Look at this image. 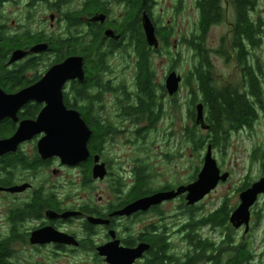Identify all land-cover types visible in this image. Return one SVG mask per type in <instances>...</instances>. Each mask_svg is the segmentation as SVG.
<instances>
[{
    "label": "flooded vegetation",
    "instance_id": "flooded-vegetation-1",
    "mask_svg": "<svg viewBox=\"0 0 264 264\" xmlns=\"http://www.w3.org/2000/svg\"><path fill=\"white\" fill-rule=\"evenodd\" d=\"M166 1L171 3L169 8L168 4L165 6ZM198 2L193 0L196 11L193 25L179 27L176 17L185 9L186 0H0V48H9L2 66L10 72L0 77V88L14 93L35 84L51 67L69 57L81 56L83 78L65 79L60 91L66 109L78 112L90 131L87 155L77 163L64 162L57 154L43 155L38 143L44 131L32 133L14 149L0 154L1 264H21L37 258L74 263L87 259L96 264H109L99 254L98 247L115 241L120 248L147 244L142 255L132 263L147 264L152 260L151 250L159 234L164 236L168 250L176 252L171 238L172 222L161 207L179 200L178 208L187 216L178 229L181 232L189 218L188 209L196 208V204H186L185 193L144 211L129 215L116 212L142 196L191 182L189 179L151 186L149 164L142 158L143 138L170 117L169 109L189 114L190 100L178 99L183 83L188 96L190 92L187 77L175 69L174 63L178 60L174 48H186L194 63L200 59L197 48H202L212 66L215 87L238 88L243 70L233 38L236 26L232 5L229 0H219L220 16L203 26ZM144 16L152 24L156 44L146 38ZM223 23H228L229 32L222 34L215 46L209 45L211 28ZM31 48L44 49L32 51ZM18 49L24 55L8 63L12 52ZM251 50L253 47L249 45L245 48L246 65L254 67ZM217 58L226 65L234 64L230 76L218 81L213 64ZM157 59H165L161 80ZM25 64L23 75H17L18 67ZM173 71L180 76V83L178 91L170 94L166 79ZM59 82L58 78L50 80V84ZM48 95L44 92L40 100H28L15 117L1 119L0 139L11 137L21 122L36 121L47 105L43 98ZM200 97L204 100L202 92ZM250 99L258 109V118L262 108L251 95ZM198 102L203 104L205 115V102ZM243 129L250 130L242 127L237 132ZM99 130L104 132L98 141L94 137ZM183 130L189 132L190 127L184 125ZM120 135L128 136L123 144L129 146V151L122 156L112 151L116 150L115 140ZM190 144L189 137L181 144L187 156H190ZM162 155L166 159L171 156L168 152ZM100 164L105 175L94 177V166ZM41 229H48L43 236L50 232L58 239L32 242L34 232ZM212 229L220 231L218 244L228 235L220 227Z\"/></svg>",
    "mask_w": 264,
    "mask_h": 264
},
{
    "label": "rangeland",
    "instance_id": "rangeland-1",
    "mask_svg": "<svg viewBox=\"0 0 264 264\" xmlns=\"http://www.w3.org/2000/svg\"><path fill=\"white\" fill-rule=\"evenodd\" d=\"M168 8L171 6L170 1H166ZM164 6V7H165ZM185 9L176 17V23L179 27H185L187 23H193L196 20V11L193 6V0H186ZM251 18L260 20L262 22V35L261 44L256 49L251 50V58L255 57L259 60L263 69V91H264V0H257L255 10L251 14ZM229 19V17H228ZM228 23L222 25L213 26L209 32L208 44L215 46L219 37L222 34L229 32L227 27ZM176 54V60L174 63L177 72L186 77L189 71L193 67V59H190V54L186 48H174ZM214 60V70L216 81L224 79V77L230 76L234 64L226 65L220 59ZM158 62V78L161 80L165 69V59H157ZM239 80V79H238ZM182 86L178 99L184 101V99L191 98L188 96V91L185 83ZM190 92V91H189ZM190 103V102H189ZM190 105V104H189ZM194 107V106H193ZM261 116L254 122L253 127L250 130L243 129L240 132L230 134V138L226 147L220 151L213 149V155L217 160V164L221 171H228L229 177L225 182H220L215 189L208 193L202 200L196 203L195 214L196 217H200L208 212L215 210L223 200L227 199V205L231 209L235 208L239 203V191L238 187L247 180L252 182L258 179L264 174V169L261 167L260 156L264 153V96H263V108L261 110ZM170 117L163 119L156 129L149 131L147 136L143 138V154L142 158L146 159L150 169V185L160 186L164 183H177L183 180L192 181L191 177L194 175L195 170H200L203 163V150H206V144L204 143L198 149H194L193 144H190V156H187L182 151L181 144L183 140L188 139L189 132H184L183 126L192 127L193 120L189 117L188 113H180L178 109H169ZM200 129L199 127H197ZM202 134H205V130L200 129ZM186 137V138H185ZM128 139L126 135H120L116 138L117 143L116 152L120 156L129 151V146L124 145L123 141ZM191 142V141H190ZM112 147V146H110ZM258 149L257 157H252L253 150ZM132 151V147L130 148ZM188 150V149H187ZM168 152L171 156L166 159L162 153ZM130 154V153H129ZM139 155V154H138ZM179 200H173L162 205L164 214L170 218L172 222L170 230L174 234L171 235L174 249L176 252H182L186 248V243L182 239V233L178 231L184 218L187 216L182 214L178 208ZM255 212L258 213L257 218ZM250 230L245 235L243 234V228L233 231L235 241H242L248 243L257 254L264 253V195L258 197L257 202L251 208ZM257 223V224H256ZM256 224V225H255ZM205 237H209L211 240L220 241L221 234L219 229H212L210 227H203L199 230ZM264 263V256L254 260V264L259 262ZM21 264H96L95 262L87 259H79L77 263L70 262L65 259H31L28 261H22ZM103 264V263H98Z\"/></svg>",
    "mask_w": 264,
    "mask_h": 264
},
{
    "label": "trees",
    "instance_id": "trees-1",
    "mask_svg": "<svg viewBox=\"0 0 264 264\" xmlns=\"http://www.w3.org/2000/svg\"><path fill=\"white\" fill-rule=\"evenodd\" d=\"M235 15V43L238 46V62L243 70L239 76L238 88H217L212 80V66L203 54L202 48H197V62L193 64L189 71L186 84L189 88L191 98L189 105V115L193 120V125L189 130V139L194 149H198L204 143L211 144L212 149L222 151L230 138V134L235 133L242 127L250 128L257 119L258 109L255 103L251 101L250 95L263 108V69L259 60L255 57L254 67L246 65L247 46L256 49L261 44L262 22L251 18L255 10L257 0H229ZM198 5L201 8L203 16V26L207 22L217 20L221 13L219 0H199ZM9 48H0V77L9 75L8 69L2 66L6 59ZM1 56H4L1 57ZM206 64L207 66H205ZM16 71L17 75H23L27 64L21 65ZM205 68V69H204ZM23 85V84H22ZM20 85V86H22ZM245 85V89L243 86ZM203 93V99L200 95ZM204 101L207 109L204 115L209 128L202 134L197 128L195 117V105L198 101ZM194 106V107H193ZM104 131H96L94 139L100 140ZM100 136V137H99ZM258 149L253 150L252 157H257ZM261 167L264 169V153L260 156ZM198 169L195 170L191 179H195ZM251 183L245 180L238 191L246 188ZM196 208L190 207L189 218L181 227L182 239L186 242V249L183 253L170 252L167 248V242L163 235L159 234L155 247L152 248V260L147 264H254V260L261 259L263 254H257L256 251L246 242L235 241L232 235L235 228L229 223V214L232 211L227 205V199L213 211L200 217H196ZM257 216L258 213L255 212ZM260 220V216H257ZM257 224V223H256ZM255 224V225H256ZM216 228L228 231L227 237H223L221 243L205 237L199 231L203 227ZM236 230V229H235ZM9 264L8 262H4ZM259 264H264L259 262Z\"/></svg>",
    "mask_w": 264,
    "mask_h": 264
},
{
    "label": "water",
    "instance_id": "water-1",
    "mask_svg": "<svg viewBox=\"0 0 264 264\" xmlns=\"http://www.w3.org/2000/svg\"><path fill=\"white\" fill-rule=\"evenodd\" d=\"M143 22L148 42L156 44L153 27L147 16H144ZM41 49L44 48H31L32 51ZM24 53V51L19 49L13 51L8 63L21 58ZM83 75L82 57H69L63 63L51 67L42 79L33 85L24 87L14 93H6L0 88V120L9 116L15 117L17 110L28 100H40L39 96L44 92L50 94L43 98L46 100L47 105L42 109L36 121L31 123L21 122L17 131L11 137L0 139V154L14 149L18 142L25 139V137H29L32 133L44 131L45 135L38 143L39 151L43 155L57 154L62 157L64 162L70 164L83 160L87 155L86 143L89 139L90 131L78 112L66 109L60 91L65 79L75 77L82 79ZM57 78L60 80L59 83L50 84L51 79ZM179 83L180 76L174 71L171 72L166 79L168 92L170 94L177 92ZM45 86L47 89H45ZM194 121L202 129L209 128L204 118L203 104L201 102L195 105ZM93 175L94 177H103L105 175L102 164L94 166ZM228 177L229 172L221 171L213 155L212 146L208 144L203 156L202 166L194 180L180 185L176 189L157 191L137 198L117 211L116 214L129 215L138 210L144 211L151 205L174 199L183 193H185L186 204L194 205L215 189L220 182H225ZM260 195H264V174L239 191V203L232 209L228 218L233 228H243V233L249 231L251 208ZM90 220L102 222L101 219L90 218ZM47 230L41 229L34 232L31 241L39 242L58 239L57 235L50 232L43 236ZM147 247V244L142 243L135 248H120L117 247V241H115L98 247V251L100 255L105 256V261L109 264H132Z\"/></svg>",
    "mask_w": 264,
    "mask_h": 264
}]
</instances>
